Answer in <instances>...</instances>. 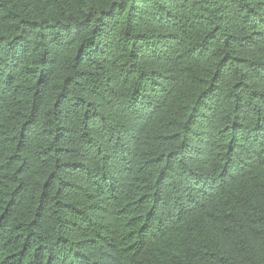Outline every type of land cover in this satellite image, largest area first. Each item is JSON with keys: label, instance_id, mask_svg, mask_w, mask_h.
<instances>
[{"label": "trees", "instance_id": "trees-1", "mask_svg": "<svg viewBox=\"0 0 264 264\" xmlns=\"http://www.w3.org/2000/svg\"><path fill=\"white\" fill-rule=\"evenodd\" d=\"M0 264H264V0H0Z\"/></svg>", "mask_w": 264, "mask_h": 264}]
</instances>
